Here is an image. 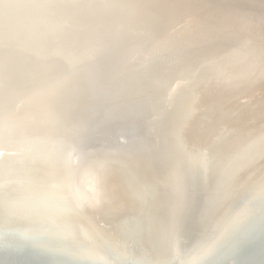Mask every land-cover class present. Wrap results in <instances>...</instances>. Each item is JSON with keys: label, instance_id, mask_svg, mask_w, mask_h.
I'll list each match as a JSON object with an SVG mask.
<instances>
[{"label": "bare ground", "instance_id": "6f19581e", "mask_svg": "<svg viewBox=\"0 0 264 264\" xmlns=\"http://www.w3.org/2000/svg\"><path fill=\"white\" fill-rule=\"evenodd\" d=\"M263 135L264 0H0L2 217L58 208L124 264H186Z\"/></svg>", "mask_w": 264, "mask_h": 264}, {"label": "water", "instance_id": "95a60500", "mask_svg": "<svg viewBox=\"0 0 264 264\" xmlns=\"http://www.w3.org/2000/svg\"><path fill=\"white\" fill-rule=\"evenodd\" d=\"M262 140V146L257 142L255 147L242 146L229 151L228 158L233 153L238 156L243 148L250 156L246 162L235 160L236 167L240 166L232 182L225 185L223 195L219 194L220 200L215 193L206 197L210 205L206 210L202 208L200 213L204 215L197 218L202 224L209 220L207 215L214 205L219 208L228 204L207 240L212 239L206 241V247L199 253L190 256L186 264H264V173L252 183L246 182L250 174L264 170V137ZM248 167L251 171L244 175L242 170ZM233 195L234 200L230 202ZM28 213L33 217L0 215V264H124L107 249L82 243L73 230L60 225L53 216H59L58 208L33 207ZM199 227L202 228L201 224Z\"/></svg>", "mask_w": 264, "mask_h": 264}, {"label": "rangeland", "instance_id": "374dc122", "mask_svg": "<svg viewBox=\"0 0 264 264\" xmlns=\"http://www.w3.org/2000/svg\"><path fill=\"white\" fill-rule=\"evenodd\" d=\"M147 235L150 238V241L153 244L154 248H157L156 246H158V247L162 246V244L160 243L159 239H157V237H156L155 231L152 228L148 227ZM129 242H130V237L126 238L123 241V243H125V244H123V247H121V249H123L122 255L125 256V258H127V259L130 258L129 254L131 253L130 252ZM164 254H166V251L163 254H159L157 256L162 257V256H164Z\"/></svg>", "mask_w": 264, "mask_h": 264}]
</instances>
